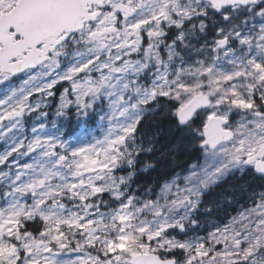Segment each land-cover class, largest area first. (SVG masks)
I'll return each instance as SVG.
<instances>
[{
    "label": "snow or ice",
    "instance_id": "6c2138e0",
    "mask_svg": "<svg viewBox=\"0 0 264 264\" xmlns=\"http://www.w3.org/2000/svg\"><path fill=\"white\" fill-rule=\"evenodd\" d=\"M0 86V264H264V0H0Z\"/></svg>",
    "mask_w": 264,
    "mask_h": 264
},
{
    "label": "trees",
    "instance_id": "16d2710c",
    "mask_svg": "<svg viewBox=\"0 0 264 264\" xmlns=\"http://www.w3.org/2000/svg\"><path fill=\"white\" fill-rule=\"evenodd\" d=\"M64 89V83L59 84L56 86V88L54 89V91L56 92V95L54 97L49 98V100L53 101L55 103V105L58 104V99L62 93ZM48 109H46L47 111ZM96 122H97V115L93 112L90 111L89 116L88 117H83V116H77L76 114V110L75 107L72 106L68 112V116L65 117L63 120L60 121L61 124H64L69 131L72 132H77L80 129H92L93 127L96 126ZM31 123V122H30ZM162 127L163 128H167L168 124L167 122H161ZM152 130L153 131H159L160 129H157L155 127V125H152ZM155 179V175L153 176H148L147 174H141L138 178L137 183L140 184L141 186L148 184L149 182L153 181ZM105 199H108L107 195L105 194ZM243 201H241V204H237L234 205L232 207H227L224 209H221L217 215V217L215 218L216 223H219L220 225L227 223L231 220V218L235 215H237V213L239 211H242V205ZM210 227V225H209ZM201 235H205L206 234V229H202L201 230Z\"/></svg>",
    "mask_w": 264,
    "mask_h": 264
},
{
    "label": "rangeland",
    "instance_id": "374dc122",
    "mask_svg": "<svg viewBox=\"0 0 264 264\" xmlns=\"http://www.w3.org/2000/svg\"><path fill=\"white\" fill-rule=\"evenodd\" d=\"M15 83L16 84H19L20 83V80L19 79H16L15 80ZM64 83V88L65 87H69L68 83L67 82H63ZM0 91H2V86H0ZM37 97H33V99H36ZM70 99H72L73 97L69 96ZM50 104H51V107L48 108V112H49V121H47L49 123V127H51V124H50V120L52 119H56V117L54 116V112H55V109H56V106H58L59 104V99H58V104L55 105V103L51 100H49ZM89 131L92 132L93 135H96V136H100L102 135V131H101V127H100V121L98 119V116H97V122H96V126L93 127L92 129H87ZM4 148V145L2 142H0V151H2ZM221 227L223 226L222 224L220 225ZM83 257V254H78V253H75V252H66L65 254H63V258L64 259H72V260H75V259H78V258H82Z\"/></svg>",
    "mask_w": 264,
    "mask_h": 264
}]
</instances>
